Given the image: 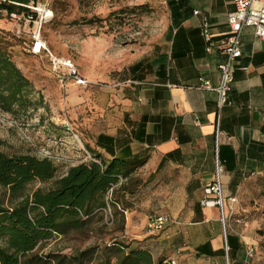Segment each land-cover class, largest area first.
<instances>
[{"label": "crops", "instance_id": "obj_1", "mask_svg": "<svg viewBox=\"0 0 264 264\" xmlns=\"http://www.w3.org/2000/svg\"><path fill=\"white\" fill-rule=\"evenodd\" d=\"M156 6L164 24L158 42L114 80L97 82L105 87L80 91L85 103L91 102L86 90H95V103L87 110L95 114L86 123L88 152L102 162L119 160L126 166L115 188L120 239L166 264H264V42L252 28L242 34L232 104L221 111L223 137L217 146L218 95L196 87L203 81L219 85L225 56L219 48L207 53L201 25L210 22L222 47L235 2L156 0ZM78 94L72 84L71 107ZM218 164L225 225L219 208L202 205ZM134 180L136 188L130 187ZM122 186L129 189L119 191ZM156 216L172 222L151 234L148 223ZM250 248L255 249L252 257Z\"/></svg>", "mask_w": 264, "mask_h": 264}, {"label": "rangeland", "instance_id": "obj_2", "mask_svg": "<svg viewBox=\"0 0 264 264\" xmlns=\"http://www.w3.org/2000/svg\"><path fill=\"white\" fill-rule=\"evenodd\" d=\"M51 9L53 19L44 25L42 37L52 55L71 61L94 82L104 81L103 77L109 82L121 75L135 59L144 57L164 30L163 13L156 0H53ZM28 31L0 11V49L7 52L31 84L26 109L18 105L11 112L0 108V152L49 159L58 173L48 182H30L22 197L32 196L39 189H53L71 167L84 161L81 149L84 146L88 150L87 118L95 119V114L87 113L95 103V90H86L91 102L82 103L79 87L80 99L71 107V85L67 89L61 87L48 55L37 57L29 53ZM137 181L133 182L134 188ZM0 201L11 206L20 200H12L9 189L0 185ZM122 235L115 225L96 222L83 233L50 240L38 253L71 255L91 246L111 245Z\"/></svg>", "mask_w": 264, "mask_h": 264}, {"label": "trees", "instance_id": "obj_3", "mask_svg": "<svg viewBox=\"0 0 264 264\" xmlns=\"http://www.w3.org/2000/svg\"><path fill=\"white\" fill-rule=\"evenodd\" d=\"M6 1L0 4V11L11 13H23L27 9L9 2L23 5L30 2ZM30 88V81L7 52L0 49V108L8 112L16 105L26 109ZM125 168L119 160L105 163L93 157L71 167L53 189H39L32 196L22 197L30 182L51 181L58 169L49 159L0 152V185L9 189L12 200H20L11 206L0 201V264H166L162 259L156 262L148 250L121 239L71 255L38 253L50 240L83 233L96 222L109 227L108 222L113 221L114 226L117 214L112 209L120 205L115 188ZM128 189L122 186L119 191ZM108 207L112 210L111 218L105 213ZM120 222L123 223V218Z\"/></svg>", "mask_w": 264, "mask_h": 264}, {"label": "built area", "instance_id": "obj_4", "mask_svg": "<svg viewBox=\"0 0 264 264\" xmlns=\"http://www.w3.org/2000/svg\"><path fill=\"white\" fill-rule=\"evenodd\" d=\"M41 1L42 0H30L27 5L9 2V4L27 9V12L11 13L9 10H3L2 14L17 23V25L23 26V31L29 29V53L37 57L48 55V57L52 59L54 73L57 74L59 83L63 89H67L68 85L72 84L80 88L105 87V85L101 83L89 81L82 77L78 68L71 61L64 62L52 55L47 42L42 37V30L44 25L53 19V11L51 9V2L53 0H44L45 3L43 4L40 3ZM6 2V0H0V4ZM234 2L235 10L227 17L230 32L227 35L225 43L222 47L217 46L210 22L205 20L201 25V35L206 43L207 53L213 54L219 48L221 49L219 50L221 54L225 56V62L219 66L221 71V80L219 85L214 87L210 82L203 81L198 87H196L198 90L212 91L218 95L219 112L216 128L217 146H219L223 137V133L220 130L221 111L225 105L232 104L230 94L232 91V84L235 80L233 66L236 60L242 56V34L245 29L252 28L255 32V36L264 42V0H234ZM199 14V11L195 12V15ZM21 33L22 30H19L18 36H20ZM71 131H73L72 128ZM81 151L85 155V161L93 160V156L84 146H82ZM222 174L223 169L218 164L214 182L204 189V200L202 201V205L206 208H219L222 213V222L225 225V211L227 209V205L223 198L221 183ZM231 202L235 204L236 200L233 199ZM105 213L111 218L112 210L110 207L105 210ZM171 222L172 220L168 216L153 217L148 223V231L151 234H159L165 230ZM108 225H113V221L108 222ZM226 251H229L227 245ZM254 253V248H250L248 250L250 257H252Z\"/></svg>", "mask_w": 264, "mask_h": 264}, {"label": "bare ground", "instance_id": "obj_5", "mask_svg": "<svg viewBox=\"0 0 264 264\" xmlns=\"http://www.w3.org/2000/svg\"><path fill=\"white\" fill-rule=\"evenodd\" d=\"M63 61V60H62Z\"/></svg>", "mask_w": 264, "mask_h": 264}]
</instances>
